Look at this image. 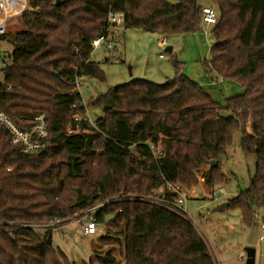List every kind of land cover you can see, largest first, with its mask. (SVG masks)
Segmentation results:
<instances>
[{"label": "trees", "instance_id": "16d2710c", "mask_svg": "<svg viewBox=\"0 0 264 264\" xmlns=\"http://www.w3.org/2000/svg\"><path fill=\"white\" fill-rule=\"evenodd\" d=\"M29 1L36 9L20 16L23 29L0 35L12 45L0 110L21 129L44 113L47 146L22 153L0 127V264H70L52 245L54 221L83 216L106 198L113 200L92 218L114 226L106 237L123 264H214L199 231L172 208L177 192L168 185L189 188L198 176L206 187L224 181L219 158L239 132L254 173L227 201L247 225L264 206V0H206L218 15L204 70L243 87L224 105L184 75L175 57L172 77L161 83L132 78L86 102L78 90L82 76L105 79L90 54L91 40L110 28L109 13L120 14L125 28L198 33V0ZM93 107L101 114L89 122ZM114 249L99 252V262L116 264Z\"/></svg>", "mask_w": 264, "mask_h": 264}, {"label": "rangeland", "instance_id": "374dc122", "mask_svg": "<svg viewBox=\"0 0 264 264\" xmlns=\"http://www.w3.org/2000/svg\"><path fill=\"white\" fill-rule=\"evenodd\" d=\"M174 2L176 0H168ZM199 4L216 6L206 0H198ZM217 10V9H216ZM6 35L23 29L19 16L10 17L5 21ZM210 26L202 25L198 33L180 35H159L139 28H125L122 23L111 27L113 56L103 47L92 50L91 60L99 63L104 73V81L82 76L78 79V90L83 102L90 97L103 93L108 87L121 84L132 78H146L161 83L172 77L171 58L182 62V73L191 81L199 83L213 99L224 105V99L243 92V87L234 80L208 75L202 64L209 57V47L213 38L209 34ZM162 36L165 43L161 44ZM170 46V52L166 47ZM12 45L7 36H0V56L10 53ZM161 54V55H160ZM217 80L212 83V77ZM214 77V78H215ZM2 71L0 70V82ZM101 114L99 107L89 109L85 118L92 122ZM223 115H230L222 111ZM249 131V123L246 124ZM240 133L232 135L231 142L219 158V168L226 179L211 187H206L203 178L198 176L195 185L181 187L180 196L184 198L187 211L185 218L196 227L211 251L214 264H245V247L254 249L253 264H264V206L255 208L254 216L249 225L241 219L237 206L229 205L213 210L218 204L244 191L254 173V157L245 155L239 146ZM224 188V193L211 195L212 190ZM159 192V190H157ZM86 216L69 217L55 222L51 228L52 245L58 248L70 264H102L97 254L107 246L114 245L113 251L116 264H123L120 249L115 240L106 237L115 228L108 221L96 224L94 234H85L82 223ZM43 229L36 231L43 234Z\"/></svg>", "mask_w": 264, "mask_h": 264}, {"label": "built area", "instance_id": "2783aa9c", "mask_svg": "<svg viewBox=\"0 0 264 264\" xmlns=\"http://www.w3.org/2000/svg\"><path fill=\"white\" fill-rule=\"evenodd\" d=\"M36 9L35 6H32L29 0H0V35L6 34V25L5 21L10 17L21 16L23 13L29 12ZM201 13V23L202 25L210 26V28L216 23L217 20V10L212 6L203 4L200 7ZM108 22L110 28L107 31L96 38L91 40L92 50L98 47H103L105 51L109 52L112 48V39H111V27L118 25L122 22V16L116 13H109ZM210 30V29H209ZM166 41L165 37H162L161 44H164ZM110 56H113V52L108 53ZM161 55V54H160ZM12 61L11 55L9 53L0 56V70L2 71V81L0 85H3L6 88H10V85H5L3 83V75L5 68L10 65ZM32 125L26 129H21L16 124H14L8 115L0 110V127L6 129L9 134V142L13 147L19 149L20 152L25 154H35L47 146V128L45 122V114L38 113L32 118ZM153 154L155 156L161 155V151L158 146L150 145ZM169 189L177 192V197L173 203V209L175 212L186 215L187 211L184 207V198L180 196V188L177 184H169ZM223 187H218L216 191L213 189L211 195L214 196L219 193H224ZM144 198V197H142ZM148 200L151 197L146 198ZM154 199V198H153ZM113 199L106 198L103 201H100L93 206L87 208L84 212V216L87 215V218L82 223V230L85 234H94L96 232V223L92 218L95 210ZM156 200V199H154Z\"/></svg>", "mask_w": 264, "mask_h": 264}, {"label": "water", "instance_id": "95a60500", "mask_svg": "<svg viewBox=\"0 0 264 264\" xmlns=\"http://www.w3.org/2000/svg\"><path fill=\"white\" fill-rule=\"evenodd\" d=\"M166 50L168 52H170L171 51L170 46H167ZM214 164H216V161L215 160H211L210 165H214ZM228 204H229V202L226 200V201L218 204L217 206H215L213 208V210H219V209H221L223 207L228 206ZM245 253H246L245 254V264H253V262H254V249L252 247H245Z\"/></svg>", "mask_w": 264, "mask_h": 264}, {"label": "crops", "instance_id": "0c3cea01", "mask_svg": "<svg viewBox=\"0 0 264 264\" xmlns=\"http://www.w3.org/2000/svg\"><path fill=\"white\" fill-rule=\"evenodd\" d=\"M200 5H202V4H200ZM170 48H171V47H170ZM171 49H172V48H171ZM208 58H209V57H208ZM214 75H215V74H214ZM215 76L218 77L217 75H215ZM215 76H214V77H215ZM214 77H212V83L214 82L215 84H217V82H218L219 80H221V79H218V80H217V78H216V77L214 78ZM169 78H170V77H169ZM165 80H166V79H165ZM198 84H199V83H198ZM208 249H209V248H208ZM209 251H210V250H209ZM210 253H211V251H210ZM213 260H214V259H213ZM213 262H214V261H213Z\"/></svg>", "mask_w": 264, "mask_h": 264}]
</instances>
